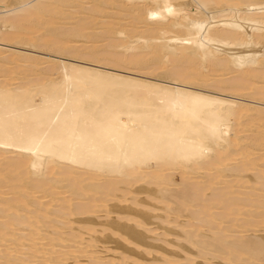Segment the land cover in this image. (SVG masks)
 I'll return each instance as SVG.
<instances>
[{
  "label": "bare ground",
  "instance_id": "6f19581e",
  "mask_svg": "<svg viewBox=\"0 0 264 264\" xmlns=\"http://www.w3.org/2000/svg\"><path fill=\"white\" fill-rule=\"evenodd\" d=\"M237 96L264 102V0H0V264H264Z\"/></svg>",
  "mask_w": 264,
  "mask_h": 264
},
{
  "label": "rangeland",
  "instance_id": "374dc122",
  "mask_svg": "<svg viewBox=\"0 0 264 264\" xmlns=\"http://www.w3.org/2000/svg\"><path fill=\"white\" fill-rule=\"evenodd\" d=\"M1 5H3V4H1ZM8 43H3V41H2V47H5L6 49H8V48H12L10 45H7ZM8 47V48H7ZM4 48V49H5ZM17 48V47H16ZM19 48H22V50L23 51H27V53H32L33 55H38V56H42V57H51V58H59V54H55V53H52V52H49V51H46V50H44V49H41V48H35V47H29V46H21V47H19ZM35 48V49H34ZM39 49V50H38ZM41 49V50H40ZM47 52V53H46ZM74 61L75 62H82V61H79V60H77V59H74ZM123 72L124 73H130V74H132V72H131V70H127V71H125V70H123ZM126 73V74H127ZM128 73V74H129ZM236 99H238V100H240V101H243V102H245V103H249V104H251V105H254L255 107H261V108H263L264 109V102L263 101H259V100H256V99H252V98H248V97H241V96H237L236 97ZM41 168L39 167V166H34V170L36 171V172H40L41 170H40ZM174 176L177 178V179H180L179 177H180V175H179V173H175L174 174ZM142 196V195H141ZM148 199H150V198H148ZM151 200V199H150ZM149 200V201H150ZM153 201H155V200H153ZM152 200L150 201V202H153ZM123 204H124V202H122ZM125 203H127V202H125ZM158 210V209H157ZM156 209H155V213H154V211H153V213H152V210H151V212L150 211H148V214L149 215H151V216H153V217H150V218H152V220H151V223H152V221H154L153 219H159L158 217H155L156 215H154V214H157V212L158 213H160L159 212V210L157 211ZM220 214L222 213V212H219ZM153 214V215H152ZM219 217H220V215H218ZM111 218V217H110ZM109 218V219H110ZM0 220H2V218H0ZM102 220H108V217H101V219L99 218V220H98V222H100V221H102ZM159 221V220H158ZM158 221H155V222H153V224H151L150 223V225L148 226L149 228H153V229H155L156 227H160L159 228V230H158V228H156L157 230H154V232L156 231V232H162V231H165V230H163V229H165V228H167L168 229V226H166L164 223H162V226L161 225H159V222ZM160 223V224H161ZM98 224V226H95L93 223H92V225H94L95 226V228H97V230H99V231H97V232H92L95 236L97 235V234H100L102 237H100V235H97V237H98V239H107V241H106V243L105 244H103V243H100L99 245H98V248H100L101 250H107V252H103V251H101L103 254L104 253H106V254H112V253H110L111 251H114L115 252V254L117 253V250L118 249H116V248H114L115 250H109L108 248H103L102 246L103 245H107V246H109V247H113V246H115L114 244L115 243H117L116 241H114V240H112V239H119V236H118V233L116 234V233H114L115 235H113V233H111V230H110V232H109V228H107L105 231H104V227H103V225H100L99 223H97ZM155 224V225H154ZM77 225V223H75V226ZM87 225H90V224H87ZM100 225V226H99ZM152 226V227H151ZM156 226V227H155ZM170 229H172V230H177L178 228H175V227H173V228H175V229H173L172 228V226L170 225ZM206 227H204V229H205ZM101 230H102V232H104L105 234H101L100 232H101ZM84 231V230H83ZM155 232V233H156ZM86 233H88V232H85L83 235H85V237H89V235L90 234H86ZM96 233V234H95ZM111 233V234H110ZM146 233H148V234H150V235H148V236H150V238H148L147 240L151 243V244H153V245H156V246H158L157 248H159V247H161V249L162 250H164V248H165V246H163L162 244H164L165 242H164V238L163 239H161V240H159L158 238H156V237H154V239H153V236H151V235H153L154 233H151V232H146ZM110 235V236H108V235ZM163 234L164 235H166V234H168L167 236H165V238H166V240L165 241H168V244H170L171 242H176L177 243V240H179V239H175L174 238V236L172 237V235H169V233H161V235H160V237H162L163 236ZM210 234H212V233H210ZM106 235V236H105ZM117 235V236H116ZM155 235H157V234H155ZM154 235V236H155ZM111 236H114V237H111ZM100 237V238H99ZM116 237V238H115ZM152 237V238H151ZM164 237V236H163ZM173 238V239H172ZM121 239V238H120ZM119 239V240H120ZM121 240H123V239H121ZM173 240V241H172ZM181 240V241H180ZM179 241H180V243H179V241H178V243L177 244H186L187 245V243H186V241L185 240H183V239H180ZM102 241V240H101ZM123 241H125V240H123ZM115 242V243H114ZM126 242V241H125ZM170 242V243H169ZM102 245V246H101ZM132 245V244H131ZM100 246V247H99ZM128 246H129V244H128ZM133 246V245H132ZM169 246H170V248H169ZM171 246H173V245H168V246H166L167 248H165V250L166 251H178V252H183V250H181V249H179L180 247H176V246H173V247H171ZM130 247V246H129ZM121 248V247H120ZM155 248V247H154ZM153 248V249H154ZM156 248V249H157ZM122 249V248H121ZM121 249H119V250H121ZM160 248H159V250H161ZM179 249V250H178ZM140 250V249H139ZM110 251V252H109ZM158 251V250H157ZM157 251H154L155 252V254H157L158 256H159V253L157 252ZM154 252H152V253H154ZM118 253H119V251H118ZM117 253V254H118ZM147 254H150L151 255V257L152 256H154V254H151V253H147ZM157 255H155V256H157ZM84 258V257H83ZM82 258V259H83ZM201 258H199L198 257V259L197 260H200ZM202 260V259H201ZM69 261H72V260H69ZM264 262V261H263ZM72 264V263H71Z\"/></svg>",
  "mask_w": 264,
  "mask_h": 264
}]
</instances>
